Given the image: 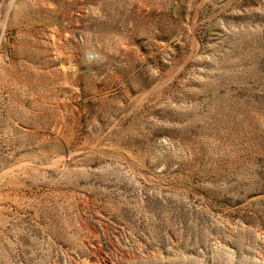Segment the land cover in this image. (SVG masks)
<instances>
[{
    "label": "rangeland",
    "instance_id": "rangeland-1",
    "mask_svg": "<svg viewBox=\"0 0 264 264\" xmlns=\"http://www.w3.org/2000/svg\"><path fill=\"white\" fill-rule=\"evenodd\" d=\"M0 264H264V0H0Z\"/></svg>",
    "mask_w": 264,
    "mask_h": 264
}]
</instances>
